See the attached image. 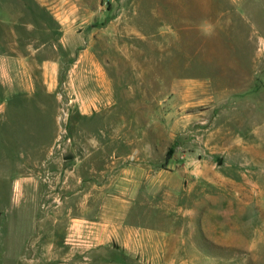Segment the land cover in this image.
<instances>
[{
  "label": "rangeland",
  "instance_id": "1",
  "mask_svg": "<svg viewBox=\"0 0 264 264\" xmlns=\"http://www.w3.org/2000/svg\"><path fill=\"white\" fill-rule=\"evenodd\" d=\"M0 264H264V0H0Z\"/></svg>",
  "mask_w": 264,
  "mask_h": 264
}]
</instances>
